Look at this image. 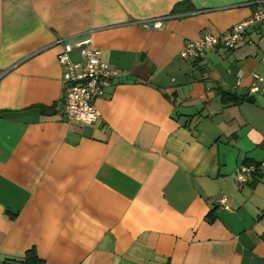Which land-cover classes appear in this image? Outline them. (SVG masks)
I'll use <instances>...</instances> for the list:
<instances>
[{"label":"crops","instance_id":"crops-1","mask_svg":"<svg viewBox=\"0 0 264 264\" xmlns=\"http://www.w3.org/2000/svg\"><path fill=\"white\" fill-rule=\"evenodd\" d=\"M257 9L264 0H0V264L29 251L43 264H264V97L248 92L264 77V29L180 55ZM84 36L120 74L93 126L65 119L56 61L58 40ZM241 165L258 173L238 183Z\"/></svg>","mask_w":264,"mask_h":264},{"label":"built area","instance_id":"built-area-1","mask_svg":"<svg viewBox=\"0 0 264 264\" xmlns=\"http://www.w3.org/2000/svg\"><path fill=\"white\" fill-rule=\"evenodd\" d=\"M160 20L161 18L150 20L152 27L159 28ZM142 26L148 28L147 22H144ZM254 27L264 29V12L261 9L255 10L248 18L234 24L222 34L206 35L197 40L187 41L180 55L186 60H198L218 48L235 49L246 41L249 30ZM56 44L61 46L56 61L62 68L63 115L69 122L93 126L100 119L95 101L104 94L107 88L114 85V80L120 74L101 61V51L93 45L90 36L78 38L72 43L60 39ZM73 51L77 52L79 61L73 60ZM5 73V70L0 71V78ZM240 78L241 74H238V79ZM251 78L252 82L248 88L249 95L264 97V77L252 74ZM257 173L258 171L253 166L241 165L236 170V180L238 183H246ZM217 204L223 210L230 209L223 196L217 200Z\"/></svg>","mask_w":264,"mask_h":264},{"label":"trees","instance_id":"trees-1","mask_svg":"<svg viewBox=\"0 0 264 264\" xmlns=\"http://www.w3.org/2000/svg\"><path fill=\"white\" fill-rule=\"evenodd\" d=\"M221 101L222 102H234L238 101L239 98L234 97L233 95L229 94L228 92L218 91ZM22 264H43V261L39 259L33 251H29L26 253Z\"/></svg>","mask_w":264,"mask_h":264},{"label":"water","instance_id":"water-1","mask_svg":"<svg viewBox=\"0 0 264 264\" xmlns=\"http://www.w3.org/2000/svg\"><path fill=\"white\" fill-rule=\"evenodd\" d=\"M245 101L246 102L253 103L254 102V99L247 97V98H245Z\"/></svg>","mask_w":264,"mask_h":264}]
</instances>
